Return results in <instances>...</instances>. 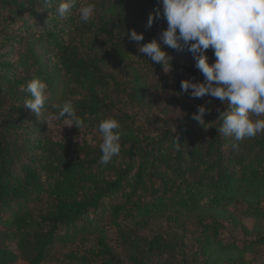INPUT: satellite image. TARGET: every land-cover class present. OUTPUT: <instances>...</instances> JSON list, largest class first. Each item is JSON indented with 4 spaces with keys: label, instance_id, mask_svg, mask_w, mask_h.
Listing matches in <instances>:
<instances>
[{
    "label": "trees",
    "instance_id": "16d2710c",
    "mask_svg": "<svg viewBox=\"0 0 264 264\" xmlns=\"http://www.w3.org/2000/svg\"><path fill=\"white\" fill-rule=\"evenodd\" d=\"M59 2L0 0V264H45L56 248L69 264H154L158 254L169 264L199 255L249 264L246 254L264 253V132L233 149L218 132L227 106L182 92L185 72L204 77L183 63L187 49L163 45L164 19L147 27L158 0H87L96 6L89 23L79 19L84 0L63 16ZM133 29L173 57L175 82L139 53ZM34 77L47 84L39 117L20 91ZM65 101L84 121L73 125L80 142L46 132L45 118ZM200 105L202 125L192 118ZM107 117L120 123L121 151L102 164L98 125Z\"/></svg>",
    "mask_w": 264,
    "mask_h": 264
},
{
    "label": "clouds",
    "instance_id": "9594fccd",
    "mask_svg": "<svg viewBox=\"0 0 264 264\" xmlns=\"http://www.w3.org/2000/svg\"><path fill=\"white\" fill-rule=\"evenodd\" d=\"M77 0H60L58 14L63 16ZM159 7L149 14L147 27L154 20L164 19L167 27L162 31L163 45L176 51L187 49L196 61L195 67L203 75L202 82L192 79L181 80V90L193 98L206 95L219 99L227 106L220 112L222 121L218 132L234 141L233 149L245 139L264 132V0H158ZM54 0H44L49 8ZM81 22L89 23L95 16L96 6L84 0L78 9ZM138 51L154 64L162 65L165 73L172 69V56L162 50L161 42L153 38L141 44L142 33L134 29L128 33ZM212 49L215 57L209 63L207 50ZM47 84L34 77L20 85V91L28 94L24 106L36 116L41 115L48 96ZM59 109L52 119L67 118L69 126H84L71 101L53 105ZM206 107L200 105L193 119L202 125ZM120 123L107 117L99 122L98 130L101 163L108 164L121 151ZM177 150L180 143L176 140Z\"/></svg>",
    "mask_w": 264,
    "mask_h": 264
},
{
    "label": "rangeland",
    "instance_id": "374dc122",
    "mask_svg": "<svg viewBox=\"0 0 264 264\" xmlns=\"http://www.w3.org/2000/svg\"><path fill=\"white\" fill-rule=\"evenodd\" d=\"M207 55L209 58V63H212L215 59L212 49L210 48L209 50H207ZM188 58L185 59V61H183V63H190V64H195L196 61L194 60L192 54H188L187 55ZM159 77H163L167 78L173 82H175V75L173 72H168L165 73L164 70L160 71L157 74ZM184 79H192V75H190L189 73L185 72L182 80ZM164 80V79H163ZM194 82H196V80L192 79ZM191 93V89H189L188 93L185 94H190ZM191 95V94H190ZM52 116H48L47 118H45V124H46V132L54 139H61L63 137H72L74 138L76 141L80 142L81 139L84 137L85 133L83 132V130H74L73 126H69L70 122L68 121V119L63 120L62 122H59L57 119H52ZM243 225H245L248 228L252 227V222L250 221H243ZM236 236L240 237L241 233L240 231L236 232ZM121 234L115 233V232H111L110 233V243L115 246L117 249H120V241H121ZM189 245L191 246V251H195L196 248L198 247L199 243L197 241H191L189 243ZM189 252V248H187V253ZM62 250L61 248H56L55 252H54V256L51 258L50 261H47L45 264H69L65 261H63L61 259L62 255ZM203 255H199L197 256V260H192L189 261L188 264H204L203 262ZM246 260L249 261V264H264V253H260L257 256H253L251 253L250 254H246L245 255ZM153 263L156 264L157 262H159L160 264H169V256H167L166 254H158L153 256ZM199 259V260H198ZM179 260V259H177ZM226 260L224 259V262L222 264H226ZM13 264H26L24 261L22 260H18ZM93 264H100L99 262H95ZM212 264V262L210 263Z\"/></svg>",
    "mask_w": 264,
    "mask_h": 264
}]
</instances>
